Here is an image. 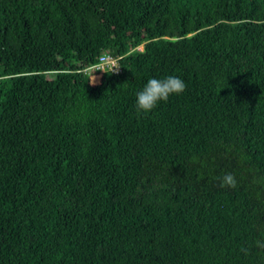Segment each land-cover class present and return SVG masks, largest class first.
<instances>
[{
  "label": "trees",
  "instance_id": "1",
  "mask_svg": "<svg viewBox=\"0 0 264 264\" xmlns=\"http://www.w3.org/2000/svg\"><path fill=\"white\" fill-rule=\"evenodd\" d=\"M167 75L185 92L137 114ZM258 241L264 0H0V264H264Z\"/></svg>",
  "mask_w": 264,
  "mask_h": 264
},
{
  "label": "clouds",
  "instance_id": "2",
  "mask_svg": "<svg viewBox=\"0 0 264 264\" xmlns=\"http://www.w3.org/2000/svg\"><path fill=\"white\" fill-rule=\"evenodd\" d=\"M121 67L118 61L111 56H104L100 59L98 66L92 71L89 84L95 85L96 73L114 75ZM186 82L177 75H167L162 78L150 77L143 87L135 93V109L139 115H148L157 107L166 103L171 97L180 96L186 90ZM236 178L232 173H225L220 177V186L235 188ZM259 246L264 247V242L258 241Z\"/></svg>",
  "mask_w": 264,
  "mask_h": 264
},
{
  "label": "built area",
  "instance_id": "3",
  "mask_svg": "<svg viewBox=\"0 0 264 264\" xmlns=\"http://www.w3.org/2000/svg\"><path fill=\"white\" fill-rule=\"evenodd\" d=\"M118 61V59H116ZM98 66V65H97ZM96 66V67H97ZM96 67H91L90 69L87 70V72H89L90 70L96 69Z\"/></svg>",
  "mask_w": 264,
  "mask_h": 264
}]
</instances>
